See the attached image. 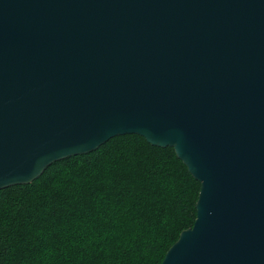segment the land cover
I'll return each instance as SVG.
<instances>
[{
	"label": "water",
	"instance_id": "95a60500",
	"mask_svg": "<svg viewBox=\"0 0 264 264\" xmlns=\"http://www.w3.org/2000/svg\"><path fill=\"white\" fill-rule=\"evenodd\" d=\"M128 135L201 184L161 264H264V0H0V192Z\"/></svg>",
	"mask_w": 264,
	"mask_h": 264
},
{
	"label": "trees",
	"instance_id": "16d2710c",
	"mask_svg": "<svg viewBox=\"0 0 264 264\" xmlns=\"http://www.w3.org/2000/svg\"><path fill=\"white\" fill-rule=\"evenodd\" d=\"M200 188L174 148L117 137L0 192V264H161Z\"/></svg>",
	"mask_w": 264,
	"mask_h": 264
}]
</instances>
